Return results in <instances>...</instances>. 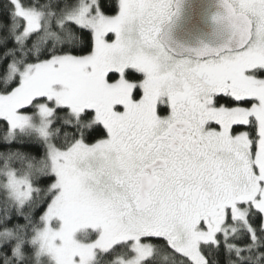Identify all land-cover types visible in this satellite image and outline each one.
<instances>
[{
	"label": "snow or ice",
	"instance_id": "obj_1",
	"mask_svg": "<svg viewBox=\"0 0 264 264\" xmlns=\"http://www.w3.org/2000/svg\"><path fill=\"white\" fill-rule=\"evenodd\" d=\"M0 264H264V0H0Z\"/></svg>",
	"mask_w": 264,
	"mask_h": 264
}]
</instances>
